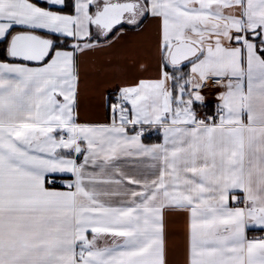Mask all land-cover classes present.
Wrapping results in <instances>:
<instances>
[{"label":"snow or ice","instance_id":"snow-or-ice-1","mask_svg":"<svg viewBox=\"0 0 264 264\" xmlns=\"http://www.w3.org/2000/svg\"><path fill=\"white\" fill-rule=\"evenodd\" d=\"M149 16L158 71L81 122L79 57ZM172 211L185 264H264V0H0V264H169Z\"/></svg>","mask_w":264,"mask_h":264},{"label":"crops","instance_id":"crops-1","mask_svg":"<svg viewBox=\"0 0 264 264\" xmlns=\"http://www.w3.org/2000/svg\"><path fill=\"white\" fill-rule=\"evenodd\" d=\"M157 32L158 21L149 16L143 20L139 28H127L110 47L85 51L79 57L81 76L77 111L81 122H110L111 112L106 103L108 98L117 94L119 87L126 83L154 76L159 68ZM189 69L190 65L185 64L184 70ZM219 90L210 83L209 86L201 89L205 97L204 101H197L194 105H209L213 110L216 109ZM144 127L141 138L143 143L152 144L162 141V133L157 128L150 125ZM148 135H158L159 141L146 142L144 137ZM136 167L137 165L130 161H122L124 171H132ZM68 178L71 176L60 179ZM166 222L169 264H185L187 214L183 211L168 212ZM263 233L264 228L260 226H248L249 237H261Z\"/></svg>","mask_w":264,"mask_h":264},{"label":"trees","instance_id":"trees-1","mask_svg":"<svg viewBox=\"0 0 264 264\" xmlns=\"http://www.w3.org/2000/svg\"><path fill=\"white\" fill-rule=\"evenodd\" d=\"M195 109H205L207 110L208 112H212L213 109L209 106V105H206V106H196L194 105ZM144 140L146 142H157L159 141V136L158 135H154V136H147V137H144Z\"/></svg>","mask_w":264,"mask_h":264},{"label":"built area","instance_id":"built-area-1","mask_svg":"<svg viewBox=\"0 0 264 264\" xmlns=\"http://www.w3.org/2000/svg\"><path fill=\"white\" fill-rule=\"evenodd\" d=\"M116 94L114 96H112L111 98H115ZM196 113L198 117H208L210 115H213L215 113V109L212 112H208L205 109H196ZM261 238H264V233L262 234Z\"/></svg>","mask_w":264,"mask_h":264}]
</instances>
